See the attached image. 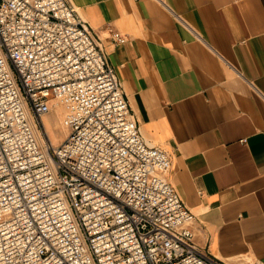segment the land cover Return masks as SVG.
<instances>
[{"label":"built area","instance_id":"1","mask_svg":"<svg viewBox=\"0 0 264 264\" xmlns=\"http://www.w3.org/2000/svg\"><path fill=\"white\" fill-rule=\"evenodd\" d=\"M56 99L73 107L57 145ZM171 166L71 0H0V264H230L196 243Z\"/></svg>","mask_w":264,"mask_h":264},{"label":"crops","instance_id":"2","mask_svg":"<svg viewBox=\"0 0 264 264\" xmlns=\"http://www.w3.org/2000/svg\"><path fill=\"white\" fill-rule=\"evenodd\" d=\"M71 1L144 136L169 150L196 243L264 264V0ZM111 27L127 40L115 44Z\"/></svg>","mask_w":264,"mask_h":264},{"label":"rangeland","instance_id":"3","mask_svg":"<svg viewBox=\"0 0 264 264\" xmlns=\"http://www.w3.org/2000/svg\"><path fill=\"white\" fill-rule=\"evenodd\" d=\"M72 112L73 107L69 101L56 99L53 101V108L51 112H49L46 116L43 117V123L47 128V131L49 128L48 133L54 144L57 145L63 142L71 132L70 121ZM35 120L38 122V127L40 128L41 121L36 118ZM38 133L39 135H43L42 133H40V129H38Z\"/></svg>","mask_w":264,"mask_h":264},{"label":"bare ground","instance_id":"4","mask_svg":"<svg viewBox=\"0 0 264 264\" xmlns=\"http://www.w3.org/2000/svg\"><path fill=\"white\" fill-rule=\"evenodd\" d=\"M61 104H62V103H61ZM61 104H60V105H61ZM60 109H61V108H60ZM68 109H69V108H68ZM60 111H61V110H60ZM68 111H69V110H68ZM62 114H63V113H62ZM39 129H40V128H39ZM40 133H42L41 129H40Z\"/></svg>","mask_w":264,"mask_h":264}]
</instances>
